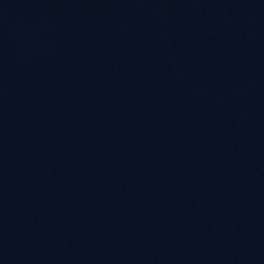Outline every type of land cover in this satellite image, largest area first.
<instances>
[{
	"label": "water",
	"instance_id": "1",
	"mask_svg": "<svg viewBox=\"0 0 264 264\" xmlns=\"http://www.w3.org/2000/svg\"><path fill=\"white\" fill-rule=\"evenodd\" d=\"M0 264H264V0H0Z\"/></svg>",
	"mask_w": 264,
	"mask_h": 264
}]
</instances>
